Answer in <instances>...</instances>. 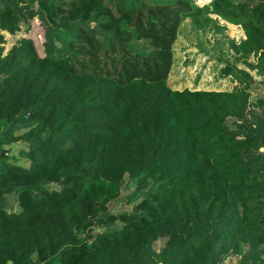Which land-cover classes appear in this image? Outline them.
Wrapping results in <instances>:
<instances>
[{
    "label": "trees",
    "instance_id": "16d2710c",
    "mask_svg": "<svg viewBox=\"0 0 264 264\" xmlns=\"http://www.w3.org/2000/svg\"><path fill=\"white\" fill-rule=\"evenodd\" d=\"M209 16L243 32L229 41L242 67L220 71L238 85L171 88L182 23L222 32ZM35 18L42 54L28 37L3 54V33ZM254 76L264 0H0V264H264ZM125 176L131 207L110 212Z\"/></svg>",
    "mask_w": 264,
    "mask_h": 264
},
{
    "label": "rangeland",
    "instance_id": "374dc122",
    "mask_svg": "<svg viewBox=\"0 0 264 264\" xmlns=\"http://www.w3.org/2000/svg\"><path fill=\"white\" fill-rule=\"evenodd\" d=\"M210 0H196V4L202 7ZM224 30L220 33L213 32V29L195 30L189 20H185L173 45V65L168 77V85L176 90H211L230 91L238 83L231 77H221L220 71L227 65L242 67L234 57L229 41L239 43L244 39L243 32L239 27L229 25L215 16H209ZM30 30L24 29L17 36H10L3 33L5 43L3 54L19 38H31L37 46L39 54H42V44L44 42V30L39 20L35 18L28 22ZM24 27V26H22ZM252 60V59H251ZM250 111L248 120L255 124L250 113H255L259 117L264 116V78L254 76V83L250 88ZM24 148L21 143H16L6 147L8 155L13 156L18 164L26 165V161L19 155V150ZM135 185L125 176L120 196L106 203V209L110 212L129 210L131 204L128 197L133 193ZM94 205H88L84 215L86 224L94 219ZM161 242L154 244L153 248L158 251ZM239 255H231L220 264H236Z\"/></svg>",
    "mask_w": 264,
    "mask_h": 264
}]
</instances>
